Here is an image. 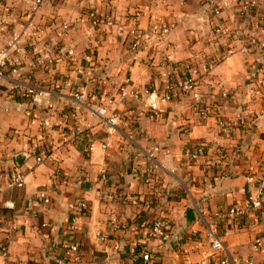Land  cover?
Wrapping results in <instances>:
<instances>
[{
  "label": "crops",
  "instance_id": "crops-1",
  "mask_svg": "<svg viewBox=\"0 0 264 264\" xmlns=\"http://www.w3.org/2000/svg\"><path fill=\"white\" fill-rule=\"evenodd\" d=\"M209 1L45 0L33 13V0H0V49L17 36L22 50L20 75L0 79V244L8 226H17L0 264H56L60 252L50 245L64 240L79 243L83 264H139L134 261L143 248L153 264H197L208 248L202 236L217 223L223 253L210 264L225 254L231 264H264V249L251 250L253 239L264 233V212L245 225L227 216L215 218L244 206L257 193L254 163L264 144V98L252 90L264 75V52L243 55L235 46L202 80L212 110L206 120L185 100L157 115L145 106L177 81L173 68L178 64L220 58L226 40L216 37L214 28L217 21L236 27L242 0H213L219 18L212 15ZM251 5L264 16V0ZM87 8L116 24L138 10L136 26L150 36L133 49L131 39L113 30L97 33L83 17ZM164 29L166 36L161 35ZM257 33L264 38V31ZM123 83L139 99L116 101L110 110L121 119L108 127L95 113L104 104L98 96H114ZM17 85L34 88L37 96H16ZM76 88L88 97L82 105L73 100ZM222 91L226 101L219 98ZM75 126L87 128L89 138H72ZM156 147L159 185L151 189L131 169H143L145 154ZM200 147L219 162L216 168L204 159H190ZM31 148L46 159L35 163L27 155ZM15 174L24 178L22 188L11 185ZM44 189L48 205L34 201L35 192ZM80 201L87 212L71 233L70 209ZM6 203L13 209H5ZM157 218L168 221L181 243L146 241ZM98 236L106 241L98 242Z\"/></svg>",
  "mask_w": 264,
  "mask_h": 264
},
{
  "label": "built area",
  "instance_id": "built-area-1",
  "mask_svg": "<svg viewBox=\"0 0 264 264\" xmlns=\"http://www.w3.org/2000/svg\"><path fill=\"white\" fill-rule=\"evenodd\" d=\"M45 0H33L32 12L35 13L43 5ZM88 2L95 0H87ZM252 0H242L236 10V18L240 26L237 29L231 30L223 22L217 21L214 28V34L218 38L225 39L224 48L220 54V58L215 56H207L205 58L195 59V61L185 62L178 64L173 68V74L176 77V82L171 83L168 88L156 99H148L145 102L146 108L153 115L160 114L162 108H165L171 103L178 101H188L192 110H194L200 117L201 120H206L211 114L212 110L206 105L204 96L202 94V80L206 79L216 64L231 54L235 46L238 48V52L243 55H250L255 53L264 52V38L258 35V31H264V16L256 12L251 5ZM211 13L215 18H219L220 10L213 0L208 3ZM1 10V7H0ZM83 17L93 28V30L100 34H105L111 30L118 36H125V38L131 39V47L136 49L142 42L146 40L149 34L143 33L138 30L136 24L140 17L138 10L134 11L129 15L126 22L116 24L111 17H102L91 9L87 8L83 10ZM60 29L63 34L67 33V25H60ZM154 34V33H153ZM152 34V35H153ZM168 30L164 29L161 31L162 36H166ZM151 35V36H152ZM35 51V50H34ZM21 48L19 46V37L13 36L9 42L0 49V79L6 77V75L12 78L20 75L21 71ZM16 96H37V91L32 87H25L17 85L13 88ZM252 95L261 96L264 98V75L258 78L253 86ZM87 96L80 92L79 88H76L73 92V100L76 104L82 105L86 102ZM98 98L104 100V104L95 110L96 115L104 122L108 127H114L120 121L121 117L114 114L110 110L116 101L119 103L130 100L137 102L139 95L132 89L128 88L127 84L123 83L119 85L115 91L114 96H103L99 95ZM219 98L226 101L228 94L225 91L219 93ZM218 125L221 128L225 127V123L218 119ZM48 124L45 122L44 127ZM87 129V128H86ZM79 126H75L70 129V136L72 138L82 137L84 139L89 138V133ZM63 130H67L66 127ZM60 130V134L63 135L64 131ZM66 139V138H65ZM106 146H101V150L105 149ZM87 150L91 152L93 149L88 146ZM159 153V149L152 148L145 154L147 165L143 169L139 167H132L131 173L138 176L144 185L153 189L159 185V181L156 174L155 156ZM29 157L35 160V163L40 164L45 159V155H38L37 151L33 148L29 149ZM190 159L194 162L204 159L206 164L211 168H216L219 162L213 160L209 156L208 151L204 148H197L193 153L190 154ZM254 175L257 184V193L255 197L242 207L230 208L224 216L216 214L215 218L221 220L225 216L228 218L236 219L238 222L248 224L251 216H255L261 212H264V144L262 153L254 163ZM11 185L15 188H22L24 186V178L21 175L15 174L11 177ZM153 193V192H152ZM34 201L48 205L50 202L49 191L47 189L35 192ZM144 202H150L149 198H146ZM5 209L12 210L11 204H4ZM87 212V206L84 202L80 201L71 206L70 209V226L69 231L74 233L76 226L80 219L85 216ZM47 225H44L46 227ZM17 226L15 222H12L4 232L3 242L0 244V255L5 256L7 252V246L10 235L16 230ZM222 233L219 229V225L213 224L209 226L202 239L208 242L207 250L200 253V259L197 264H210L213 256L223 253V247L221 244ZM192 237H196L194 231L191 232ZM97 241L104 243L106 238L98 236ZM158 240L161 243H168L175 241L181 243L180 239L173 236L170 230L168 221L165 218H157L154 220L149 228L146 236V241ZM51 250L59 251L60 256L56 260V264H83V255L80 249V245L76 240H64L59 243H52L50 245ZM264 249V233L260 234L253 239L251 243V250L254 253H259ZM139 264H153V257L143 248L134 261ZM218 264H231L230 257L225 254L222 255ZM240 264H253L249 260H241Z\"/></svg>",
  "mask_w": 264,
  "mask_h": 264
},
{
  "label": "rangeland",
  "instance_id": "rangeland-1",
  "mask_svg": "<svg viewBox=\"0 0 264 264\" xmlns=\"http://www.w3.org/2000/svg\"><path fill=\"white\" fill-rule=\"evenodd\" d=\"M239 26H240V24H238V25L236 24V27H231V28L229 27V28H230L231 30H234V29H237ZM209 57H210V56H209Z\"/></svg>",
  "mask_w": 264,
  "mask_h": 264
}]
</instances>
